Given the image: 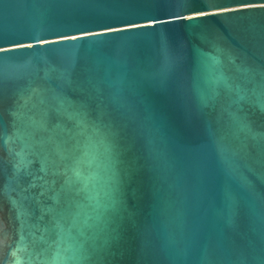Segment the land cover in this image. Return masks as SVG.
Masks as SVG:
<instances>
[{
	"label": "water",
	"instance_id": "1",
	"mask_svg": "<svg viewBox=\"0 0 264 264\" xmlns=\"http://www.w3.org/2000/svg\"><path fill=\"white\" fill-rule=\"evenodd\" d=\"M0 264H264V0H0Z\"/></svg>",
	"mask_w": 264,
	"mask_h": 264
}]
</instances>
